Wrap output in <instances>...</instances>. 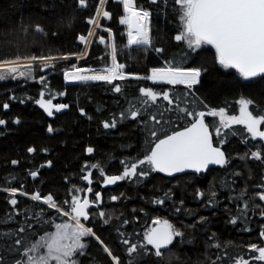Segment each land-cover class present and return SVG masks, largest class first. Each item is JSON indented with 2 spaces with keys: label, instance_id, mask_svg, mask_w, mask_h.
Returning a JSON list of instances; mask_svg holds the SVG:
<instances>
[{
  "label": "trees",
  "instance_id": "1",
  "mask_svg": "<svg viewBox=\"0 0 264 264\" xmlns=\"http://www.w3.org/2000/svg\"><path fill=\"white\" fill-rule=\"evenodd\" d=\"M135 4L150 14V46L128 45V28L120 23L125 14L120 0H107L103 5L111 19L96 15L102 7L100 0H87L86 7L79 0H0V64L36 62L30 69L26 67L28 77L0 81V119L5 120L0 125V264L26 261L23 252L32 242L54 232L57 223H71L66 216L30 197L37 192L42 197L51 194L61 210H69L72 194L83 196L89 188L83 180L86 165L97 166L91 169V188L94 193L101 192V202L89 210L88 220H82L95 236L81 239L86 247L83 255L77 253L74 257L77 264H114L96 237L119 258L120 264H234L239 257L249 264H264L253 259L258 252L249 250L251 245L264 246L260 236L264 231V201L257 195L264 192V187H258L264 186V141L252 139L243 126L224 128L218 118L205 117L214 146L220 147L228 159L223 167L203 174L167 177L143 164L138 171L147 172L146 176L102 187L105 181L101 170L105 175H122L126 165L150 153L156 142L151 130L163 128L171 134L192 123V117L180 108L205 112L224 108L232 116L238 112V101L246 98L254 102L250 111L264 114V76L245 80L235 70L223 68L211 46L193 50L186 42L175 40L183 30L175 0H135ZM89 19L98 21L101 30L87 46L79 38L85 36L88 41L95 25ZM101 37L104 43H100ZM110 37L116 46L117 62L125 65L122 71L128 78L112 83L67 84L66 72L109 65ZM156 48L163 52L157 53ZM78 56L83 58L74 59ZM168 66L201 69L199 83L188 89L185 85L135 78L149 76L153 68ZM114 85L121 86V92L117 93ZM141 88L166 92L173 103L162 96L153 103L141 94ZM41 92L46 100L54 96V105L68 107L60 112L53 110L49 116L36 103ZM4 104L9 107L5 109ZM132 111L138 112L135 119ZM153 115L161 120L160 124L151 119ZM113 120L115 127H104L105 122ZM215 127L220 128V135ZM157 134L163 138V133ZM89 147L93 148L91 154L87 152ZM29 148L35 151L29 152ZM253 152H260L262 158H252ZM32 172H37L35 178ZM10 189L17 190L14 196ZM113 196L118 199L112 200ZM11 199L17 204L12 205ZM159 200L164 203H157ZM100 211L105 213L103 219ZM157 219L168 220L183 232L182 237L161 250L160 257L150 245L139 247L146 244L144 233ZM232 219L237 222L233 224ZM20 228L25 231L20 232ZM18 239L20 245L16 244ZM125 239L137 244L136 253L129 255Z\"/></svg>",
  "mask_w": 264,
  "mask_h": 264
},
{
  "label": "snow or ice",
  "instance_id": "2",
  "mask_svg": "<svg viewBox=\"0 0 264 264\" xmlns=\"http://www.w3.org/2000/svg\"><path fill=\"white\" fill-rule=\"evenodd\" d=\"M107 0H100V5L103 6ZM123 5L125 15L120 19L121 24L128 25V45H148L150 46L149 31L147 27V20L149 12L143 8H138L135 0H120ZM152 3H157V0H151ZM82 7L87 6V0H79ZM175 3L180 8V19L182 21L183 30L175 36L177 42H186L190 49L196 50L204 45H209L215 49L217 62L225 69H235L240 76L245 79H251L257 76H264V0H175ZM111 19L108 11H103L98 8L96 15ZM90 24H95L97 27L100 25L94 19H89ZM41 30V29H37ZM104 31H109L107 28ZM89 36L93 33L89 32ZM80 41L87 43L85 36H81ZM100 43H104V38H100ZM157 53L163 52V49L156 48ZM112 66L106 67L101 72H95L92 75H81L85 69L75 68L74 71L66 72L65 79L75 81H105L112 83L115 80H124L127 77L122 69L124 64L117 62L116 46L112 45ZM36 59V57H32ZM48 59H54L49 57ZM5 64L14 65L17 61H5ZM0 67H3L0 65ZM29 69L31 65L27 66ZM201 69H181L171 66L164 68H153L151 75L147 77H135L136 79H148L154 83L162 82L166 84L176 85L183 84L188 89H192L194 85L199 83L201 76ZM6 72L11 75L12 79L19 77H28V74L19 71L17 67H8ZM5 74L0 73V81L7 79ZM41 82L44 77L40 78ZM114 90L121 92V86L114 85ZM140 92L148 100L155 103L158 97L168 101L169 104L173 103L168 93H157L150 88H141ZM63 95V93H60ZM54 96L50 95L49 99L44 98V92L40 93V98L36 103L43 108L49 116L55 112L67 108L66 104L52 103ZM147 101H145L146 103ZM240 105L239 116L226 115L225 109H210L205 111H190L187 108H180L187 116L192 117V123L183 131H175L168 134L163 128L160 130L153 129L150 135L156 138L154 147L150 149V154L146 155L144 159L138 162H133L125 166L122 175H105L101 170V175L104 176L106 184H116L118 181L125 180L126 178L146 176L147 172L138 171L140 165L148 164L151 166L152 171L166 173L171 176L173 173L184 172L186 169H191L196 172H201L206 169L208 165L215 164L224 166L228 163L225 152L220 147H214L212 143V134L209 131V124L205 123V116L218 117L219 123L224 128H230L233 124L244 125L247 132L251 134L252 139L259 138L264 140V130H261V125H264V114L256 113L249 110V106L253 105L251 99L241 98L238 101ZM3 107L7 109L8 104ZM207 108V105H205ZM138 115L137 111H132L131 116L133 119ZM162 115V114H161ZM151 119L160 124L161 120L153 115ZM19 123V120L15 121ZM5 124V120L0 119V125ZM116 122H105L104 127H115ZM215 132L220 135V128L215 127ZM52 132V127L48 128ZM158 131L163 133V138L158 136ZM236 133H233L235 135ZM220 143H223L221 141ZM29 152L35 151L33 148L28 149ZM87 152L91 154L93 148L89 147ZM252 158L260 160L262 154L260 152H253ZM17 163L13 161V164ZM87 167V165L85 166ZM92 167H97L93 165ZM83 171V170H82ZM31 175L35 178L37 172H32ZM92 173L88 172L83 179L92 184ZM264 187V186H258ZM14 196L17 192L16 189L9 190ZM77 191H83L77 189ZM87 192H93L91 187L86 189ZM21 195H27L21 192ZM201 196L204 193H200ZM259 199L264 201V192L257 193ZM216 193H212L215 199ZM32 200H42L49 208L56 210L60 215L66 216L71 223H57L55 231L49 233L46 237H41L38 241L32 242L23 252L26 261L17 260L16 264H77L74 257L79 253L83 255V249L86 247L81 239L86 236H95L91 227H86L82 220H88L91 213L87 211L97 201H100L101 195L99 192L95 193V200L90 201L88 198H81L75 193L72 194L70 210H61V208L54 201L51 194L42 197L39 192L31 194ZM112 200H117L118 197L113 196ZM157 203H164L163 200L156 201ZM209 200V203H212ZM10 203L16 205L17 201L11 199ZM67 203V201L65 202ZM248 207L245 203L244 208ZM243 211V210H242ZM264 215V213H262ZM99 216L103 219L105 213L99 212ZM108 221L105 220V223ZM127 221H125L126 223ZM235 224L236 219L231 221ZM152 227L149 231L144 233L143 240L146 244H141L140 248H145L151 245L155 250L154 254L157 257L162 255V249H167L173 244L177 237H182L183 232L178 230L169 223L168 220H154ZM20 232L25 231L24 228L19 229ZM260 236L264 238V231H261ZM96 239L104 247V251L112 257L114 264H120L118 257L113 256L111 250L103 245V241ZM21 240H16V244L20 245ZM124 244L129 245V255L136 253L138 246L125 239ZM215 247H220L218 244ZM249 250L258 252V256L253 259L264 262V246L251 245ZM219 259V257H218ZM215 264V262H213ZM234 264H249L247 259L239 257L234 260Z\"/></svg>",
  "mask_w": 264,
  "mask_h": 264
},
{
  "label": "rangeland",
  "instance_id": "3",
  "mask_svg": "<svg viewBox=\"0 0 264 264\" xmlns=\"http://www.w3.org/2000/svg\"><path fill=\"white\" fill-rule=\"evenodd\" d=\"M103 12V6L101 7V13ZM125 15V14H124ZM103 15L101 14L99 17H102ZM97 23H98V21H97ZM147 23V22H146ZM123 25H125V26H127V28H128V25H126V24H123ZM97 30H101L99 27H97L96 25H94V27H93V29H92V33H93V35L95 34V32L97 31ZM93 35L92 36H90L89 37V39H88V41H87V46L89 45V43H90V41H91V39H92V37H93ZM109 44H110V48H111V50H112V43H111V37H110V39H109ZM80 58H83L82 56L81 57H74V59H80ZM37 62H49V61H37ZM34 63H36L35 61H25V62H17L16 64H14V65H10V64H5V63H1L0 65H2L3 67H0V73H2V74H5L8 78L7 79H9V78H11V75H9L7 72H6V69L8 68V67H17L18 69H19V71H22V72H27V69H26V67L28 66V65H32V64H34ZM112 66V57H111V59H110V63H109V65L108 66H106V67H111ZM106 67H103V68H101V69H96V70H94V69H92V70H94V71H100V70H103L104 68H106ZM81 69H85V68H81ZM75 70V69H74ZM74 70H72V71H74ZM85 71H91L90 69H85ZM71 72V71H70ZM14 75H17L18 77H19V75H18V73H16V74H14ZM150 75H151V73H150ZM149 75V76H150ZM126 76V75H125ZM127 78H128V76H126ZM66 80V79H65ZM66 81H71V79H68V80H66ZM149 81H151V82H153L152 80H149ZM79 82H84V81H79ZM86 82H92V81H86ZM154 83V82H153ZM156 83H162V82H156ZM166 84V83H165ZM169 85H171V84H169ZM176 85H183V84H176ZM195 86V85H194ZM227 115V114H226ZM240 115V105H239V107H238V112H237V114L235 115V116H239ZM228 116H230V115H228ZM216 118H218V117H216ZM218 120H219V118H218ZM236 125H239V124H233L232 126H236ZM240 126H243L244 128H245V126L244 125H240ZM246 129V128H245ZM261 130H264V125H261ZM250 134V133H249ZM251 135V134H250ZM257 139V138H256ZM264 141V140H263ZM91 169H92V167H91V165H87V167H85V170H84V175H86L88 172H91ZM84 180V182L85 183H87L88 184V181L87 180H85V179H83ZM102 187H106V184L104 183L103 185H102ZM80 198H81V200H83V198H84V195L82 196H79ZM36 201H39V202H41V203H43V201L42 200H36ZM43 204H45V203H43ZM47 205V204H46ZM95 205H97L96 203H95ZM70 210V209H69ZM82 223H83V221H81ZM153 226H155L154 224H153ZM152 226V227H153Z\"/></svg>",
  "mask_w": 264,
  "mask_h": 264
},
{
  "label": "water",
  "instance_id": "4",
  "mask_svg": "<svg viewBox=\"0 0 264 264\" xmlns=\"http://www.w3.org/2000/svg\"><path fill=\"white\" fill-rule=\"evenodd\" d=\"M214 49V48H213ZM215 50V49H214ZM233 70H235V69H233ZM236 71V70H235ZM237 72V71H236ZM258 77V76H257ZM254 78V77H253ZM66 83L67 84H77V83H79V81H75V80H71V81H66ZM207 116V115H206ZM205 116V117H206ZM191 125V124H190ZM189 125V126H190ZM188 126V127H189ZM185 129V128H184ZM184 129H182V130H179V131H183ZM209 131H210V129H209ZM211 132V131H210ZM212 134V133H211ZM212 143H213V135H212ZM213 146H214V143H213ZM152 147H154V145L152 146ZM214 147H216V146H214ZM222 150V149H221ZM223 151V150H222ZM150 154V153H149ZM221 166L220 165H215V164H210V165H208V167L206 168V169H204V170H202L201 172H196V171H194V170H191V169H186L184 172H178V173H173L171 176H169V175H167L166 173H162V172H156V173H159V174H161V175H163V176H167V177H177V176H181V175H185V174H203V173H205V172H207L208 170H210V169H213V168H220ZM106 184V183H105ZM107 185V184H106ZM111 185H113V184H111ZM88 194H89V192H86V196H85V198H88ZM95 207V205H92L90 208H94ZM156 226V225H155ZM155 226H153V227H155ZM151 246V245H150ZM152 247V246H151Z\"/></svg>",
  "mask_w": 264,
  "mask_h": 264
},
{
  "label": "flooded vegetation",
  "instance_id": "5",
  "mask_svg": "<svg viewBox=\"0 0 264 264\" xmlns=\"http://www.w3.org/2000/svg\"><path fill=\"white\" fill-rule=\"evenodd\" d=\"M88 185H89V184H88ZM106 186H110V185L107 184ZM89 187H91V184L89 185ZM86 192H87V191H86ZM99 193H100V195H101V192H99ZM85 196H86V193H85V195H84V198H85ZM84 198H83V199H84ZM88 199H89L90 201L95 200V193H94V192L89 193V194H88ZM100 201H101V199H100ZM100 201H97L96 204L99 203ZM94 205H95V204H94ZM90 209H92V208H89L87 211H89Z\"/></svg>",
  "mask_w": 264,
  "mask_h": 264
},
{
  "label": "bare ground",
  "instance_id": "6",
  "mask_svg": "<svg viewBox=\"0 0 264 264\" xmlns=\"http://www.w3.org/2000/svg\"><path fill=\"white\" fill-rule=\"evenodd\" d=\"M95 72H101L102 73V70H100V71H94V70H91V71H84V72H82L81 73V75H92V74H95ZM155 144V143H154ZM105 183V182H104ZM101 202V201H100ZM99 202V203H100ZM99 203H97V204H99ZM96 206V205H95Z\"/></svg>",
  "mask_w": 264,
  "mask_h": 264
}]
</instances>
